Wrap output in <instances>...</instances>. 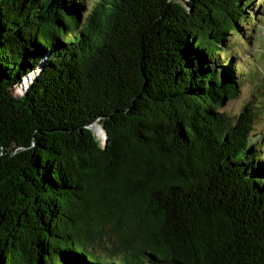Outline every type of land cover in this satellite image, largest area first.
Instances as JSON below:
<instances>
[{
    "label": "trees",
    "instance_id": "obj_1",
    "mask_svg": "<svg viewBox=\"0 0 264 264\" xmlns=\"http://www.w3.org/2000/svg\"><path fill=\"white\" fill-rule=\"evenodd\" d=\"M253 1L0 0V264H264Z\"/></svg>",
    "mask_w": 264,
    "mask_h": 264
},
{
    "label": "rangeland",
    "instance_id": "obj_2",
    "mask_svg": "<svg viewBox=\"0 0 264 264\" xmlns=\"http://www.w3.org/2000/svg\"><path fill=\"white\" fill-rule=\"evenodd\" d=\"M252 8L254 11H257V17L261 19L252 21L248 25L249 29L245 31L248 43L246 40H243V44H237L234 41V46L232 47L236 49L241 48L237 59L241 60L242 64H233L234 68L243 75V81L240 83V93L237 98L225 102L223 110L230 115H238L245 105H250L259 120L256 123L255 130L262 133H259L255 139L257 140L256 144H260L261 141L264 142V0H254ZM247 32L250 34H247ZM27 78L29 79L28 82L33 79L31 75ZM27 78H23L14 91L17 90L19 94H22V90L29 84H26ZM102 130L104 138L102 136H97V138L104 145L107 134L103 128Z\"/></svg>",
    "mask_w": 264,
    "mask_h": 264
},
{
    "label": "water",
    "instance_id": "obj_3",
    "mask_svg": "<svg viewBox=\"0 0 264 264\" xmlns=\"http://www.w3.org/2000/svg\"><path fill=\"white\" fill-rule=\"evenodd\" d=\"M4 80H5V76L0 72V92L2 90V87L5 86L4 84ZM16 88V86L13 87H7L6 91L8 92V94L12 97V98H19L21 97L24 93L25 90H22V94H19V92L17 90L14 91V89ZM18 92V93H17ZM104 129V128H103ZM107 140L105 141L106 144ZM0 218H1V213H0Z\"/></svg>",
    "mask_w": 264,
    "mask_h": 264
},
{
    "label": "bare ground",
    "instance_id": "obj_4",
    "mask_svg": "<svg viewBox=\"0 0 264 264\" xmlns=\"http://www.w3.org/2000/svg\"><path fill=\"white\" fill-rule=\"evenodd\" d=\"M98 125H100V124L96 123V124H94V125L92 126V128H93V130L95 131V133H96V135H97L98 137L102 136V137L104 138L103 130H102V128L100 127L101 125H100V126H98Z\"/></svg>",
    "mask_w": 264,
    "mask_h": 264
}]
</instances>
